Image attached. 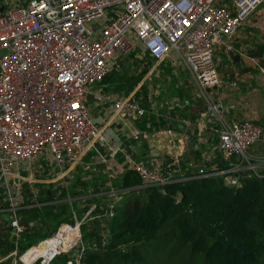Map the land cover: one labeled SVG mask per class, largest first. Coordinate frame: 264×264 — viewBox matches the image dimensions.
Here are the masks:
<instances>
[{
  "label": "built area",
  "instance_id": "obj_1",
  "mask_svg": "<svg viewBox=\"0 0 264 264\" xmlns=\"http://www.w3.org/2000/svg\"><path fill=\"white\" fill-rule=\"evenodd\" d=\"M224 1L27 0L3 10L0 6V198L5 206L0 212L7 218L13 245L7 254L10 264H50L78 247L79 226L92 208L82 219L72 213L69 223L60 224L21 255L20 236L35 223L21 224L18 212L32 207L23 203V186L32 194L36 185L66 191L89 152L100 148L120 155L138 176L140 188L171 182L168 172L133 161L119 145L112 148L86 103L109 108L114 120L134 122L145 116L132 94L115 97L99 86L117 61L138 52L152 62V70L161 62L179 63L199 92L217 88L220 53L233 52L231 42L242 20L264 0ZM255 67L264 74L263 67ZM228 88L235 89L236 83L229 82ZM209 107L219 113V106ZM214 132L216 154L229 168L199 178L218 176L224 185L234 186L238 176L248 172L264 180V156L255 160L246 155L261 136L257 125L249 119L219 123ZM129 138L137 143L146 133L133 130ZM107 213L111 217L114 211ZM51 242L56 244L47 258L31 255Z\"/></svg>",
  "mask_w": 264,
  "mask_h": 264
},
{
  "label": "trees",
  "instance_id": "obj_2",
  "mask_svg": "<svg viewBox=\"0 0 264 264\" xmlns=\"http://www.w3.org/2000/svg\"><path fill=\"white\" fill-rule=\"evenodd\" d=\"M0 6L3 10L6 5ZM147 60L152 64L148 57ZM139 77H129L117 84L115 91L121 98L132 94L147 112L135 91ZM103 91L108 93L106 88ZM148 116L146 113L133 122L143 133L150 132ZM116 157L124 163L120 155ZM228 163L216 154L201 169L186 167L184 173L171 175L170 183L147 188L139 187L138 176L124 163L118 187L122 199L103 229L105 235L85 231L82 223L79 246L71 253L56 256L50 264H67L73 262L75 256L78 257L76 264H157L159 256L154 260V254L162 250V244H167L168 250L177 248L182 258V261L166 260L165 264H264V180L243 172L234 186H227L218 176L198 177L227 170ZM72 183L62 192L49 185H36L33 194L23 186V203L32 207L18 212L19 222L26 226L27 222L34 221L35 225L26 227L21 234L17 255L41 238L50 237L60 224L70 222V213L65 211L68 203L64 199H70L69 205H72L78 199L89 198L64 196ZM86 210L77 212V217ZM0 216V257H4L13 250V245L7 218ZM235 246L242 254L234 249ZM151 253L152 263L148 261Z\"/></svg>",
  "mask_w": 264,
  "mask_h": 264
},
{
  "label": "rangeland",
  "instance_id": "obj_3",
  "mask_svg": "<svg viewBox=\"0 0 264 264\" xmlns=\"http://www.w3.org/2000/svg\"><path fill=\"white\" fill-rule=\"evenodd\" d=\"M16 3L19 2L0 0V5ZM132 55L116 62L112 72L101 85L102 89L106 88L108 93L119 97V93L115 91V86L123 83L131 76L139 75L140 80L135 87V91L138 93L141 104L147 108L146 113L150 116L148 125L150 132H146V134L153 135L160 131H170L176 138L175 146H180V142L183 148L180 154L173 155V157L163 156L161 165L150 162L147 166L158 168V171L162 174L168 172V174L177 176L185 172L188 164L192 165L193 170L209 164L216 156L215 153L218 149V140L214 130H218L219 123L232 124L226 118L232 113L235 106L230 104L232 108H228L220 104L214 97L213 90L216 88L199 92L179 63L170 65L161 62L152 70L153 64H149L143 53H132ZM219 60L220 65V56ZM218 72H220L219 66L217 67ZM262 95H264V92H258L254 97L256 99ZM259 99V103H256V115L249 118L261 130L258 142L246 151V155L251 156V158L260 157L264 154V98L263 101L261 98ZM212 104L219 106V109L217 108L219 113L210 110L209 106ZM86 105L91 119H97L96 117L100 116L102 110H104V107L99 106L92 109V102L89 100H87ZM89 106L90 109H88ZM107 118L108 116H106V119L100 117L99 120L95 121L105 138L115 136V123L108 125L106 123ZM109 141H111L110 138ZM142 141L144 142L145 138ZM115 145L113 141L111 143L112 148ZM140 148L143 150V143L140 144ZM100 156L104 162L100 159ZM136 157L131 156V159L135 162L141 161L139 157H137L139 159H136ZM116 163L120 165V168L116 167ZM83 164V171L76 170L71 189L65 192L64 196L71 197V195H75L78 198L88 196L89 198L78 199L72 205L67 202L69 206H65V211L67 214L70 213V216L73 213L76 219H82L92 208V211H90L92 214L90 213L83 222L85 231L105 235L103 229L109 220L107 212L110 208L114 211L122 199L118 187L120 185V175L125 170V165L123 161L119 162L116 156H112L100 148L89 152L83 159ZM95 192L97 194L99 192V194L92 197ZM0 207L5 208L2 205L1 198ZM85 209L87 210L80 214L78 218V213ZM0 223H2L1 216ZM3 227H6V225L3 224ZM73 250L67 252V254L73 252ZM156 255L159 256L157 259ZM152 258L153 254L151 253L148 261L152 263L156 259L157 264H165L166 260L171 261L172 259L182 261L177 248L174 250L169 248L168 250L167 244H162V250L154 254V260ZM8 261L7 255L0 257V264H10V261Z\"/></svg>",
  "mask_w": 264,
  "mask_h": 264
},
{
  "label": "crops",
  "instance_id": "obj_4",
  "mask_svg": "<svg viewBox=\"0 0 264 264\" xmlns=\"http://www.w3.org/2000/svg\"><path fill=\"white\" fill-rule=\"evenodd\" d=\"M224 5H229V2L225 0ZM231 47L233 49L231 54L220 53L222 63L219 65L220 72H218L220 84L218 88L213 90L215 99L224 107L232 108L230 104L235 106L232 113L226 118L229 123L254 117L256 115V103H259V98L261 100L264 98V95L258 96L259 98L256 99L254 97L256 93L264 92V74H259L255 67L256 64L264 68V1L242 20L241 27L231 42ZM229 82H235L236 88L230 90L228 88ZM95 106L92 103V109ZM90 108L89 106L88 109ZM106 116H108L106 120L108 125L115 123V136L108 137L111 139L110 144L114 141V144L122 145V149L126 153L141 159L138 162L145 164L151 162L155 165H161L163 156L170 158L182 152L181 143L179 142L180 146H175L176 138L170 131H160L153 135L146 134L144 142H141L143 139H140L134 143L129 138L133 130H138L133 122L112 119L111 112L106 107L102 110L101 115L97 116V119L93 118V120L97 121L100 117L106 119ZM142 143L144 144L143 150L140 148ZM137 157L136 159H139ZM252 158L256 160L259 157ZM83 159L74 170L73 180L76 170L83 171ZM115 165L120 168L119 164L116 163Z\"/></svg>",
  "mask_w": 264,
  "mask_h": 264
},
{
  "label": "bare ground",
  "instance_id": "obj_5",
  "mask_svg": "<svg viewBox=\"0 0 264 264\" xmlns=\"http://www.w3.org/2000/svg\"><path fill=\"white\" fill-rule=\"evenodd\" d=\"M56 244V242L54 243V242H51V243H49V245L48 246H41V247H38V248H36L33 252H31L32 254V256L33 257H35V256H37L36 254L38 253V255H41V256H44L45 258H47L49 255H50V253L52 252V248L53 247H51V246H54ZM64 250V249H63ZM29 258V257H28ZM28 258H26V261L28 260ZM25 258H23V260H24Z\"/></svg>",
  "mask_w": 264,
  "mask_h": 264
},
{
  "label": "water",
  "instance_id": "obj_6",
  "mask_svg": "<svg viewBox=\"0 0 264 264\" xmlns=\"http://www.w3.org/2000/svg\"><path fill=\"white\" fill-rule=\"evenodd\" d=\"M0 12H1V9H0ZM234 249H235L236 251H238L240 254H242L241 250H240L238 247L235 246Z\"/></svg>",
  "mask_w": 264,
  "mask_h": 264
}]
</instances>
